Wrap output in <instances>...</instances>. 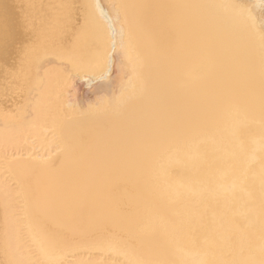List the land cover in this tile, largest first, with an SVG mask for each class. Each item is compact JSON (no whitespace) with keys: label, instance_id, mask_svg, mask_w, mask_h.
Segmentation results:
<instances>
[{"label":"bare ground","instance_id":"6f19581e","mask_svg":"<svg viewBox=\"0 0 264 264\" xmlns=\"http://www.w3.org/2000/svg\"><path fill=\"white\" fill-rule=\"evenodd\" d=\"M114 1L112 98L82 108L58 93L108 68L94 3L0 0V143L56 139L0 174V264H264L259 41L215 1Z\"/></svg>","mask_w":264,"mask_h":264},{"label":"rangeland","instance_id":"374dc122","mask_svg":"<svg viewBox=\"0 0 264 264\" xmlns=\"http://www.w3.org/2000/svg\"><path fill=\"white\" fill-rule=\"evenodd\" d=\"M90 1H91V4L94 3L92 8L94 9L93 11H96L95 13H97V15L99 17V21L103 18L102 21L105 23V26H106V27L104 26V28L107 31V34L110 38V50H109L110 60L108 62V68L105 71V73L102 75V77H100L96 80H93L92 82H88V83H86L82 79H78L77 77L73 76V78L69 79L70 81L73 80V82L72 81L68 82V84L71 83L70 84L71 86L68 84L65 85L69 89H67L65 87V89H67L65 92L61 91L58 93V96L60 97V99H63L67 105H69V106L70 105L71 106L80 105L82 108L98 106V104H99L100 100L103 98L104 94H106V97H108L109 99L112 98V92L114 89V87H113L114 73H113L112 66L117 61L118 56H120V48L116 42L117 37H118V36H116L117 31L114 29V26H115L114 21L115 20L112 18V13L115 10V1L114 0H90ZM213 1H215L214 4L216 2H218V4H220V7H222V9H223V7H225L224 11H226V12L229 11V12H231V14H233V12H236L235 14L237 16L239 15L238 21L241 20L239 23L242 22V26L243 27L245 26L244 29H246V27H247L248 30H245V31H249L248 33L252 34V36L255 35L253 37L254 38L256 37V39L259 41L260 46H261L260 47L261 48L260 53L264 57V0H211V2H213ZM209 2L210 1L208 0L207 3H209ZM218 4L216 3L215 5H218ZM218 7H219V5H218ZM231 10H234V11H231ZM236 15L235 16L233 15L232 17L233 18L236 17L235 19H238ZM95 16H96V14H95ZM242 17H243V20H242ZM102 21H100V22L104 25V23ZM244 21H245V23H244ZM112 22L114 25L111 24ZM246 22H248L249 23L248 25L252 28H250L247 25H243V24H247ZM252 31L254 34L252 33ZM75 78H77V79H75ZM68 86H70V87H68ZM28 104H25V105L30 107V103H28ZM26 108H28V107H26ZM26 108H25V110H26ZM27 110L29 112H26ZM27 110L23 114L24 115L23 117L24 118L26 117L24 119V122L30 121V119L32 117V110L29 108ZM25 120H27V121H25ZM12 126L13 125H11V127ZM2 127L3 128L8 127L10 129H12L14 126L12 128L10 127V125L4 127L2 122H0V128H2ZM22 131H24L25 133ZM22 131H21L22 133L17 132L14 135V139L17 138L15 140L16 143L14 142V145L10 144L11 146L9 147V145L6 146L5 144L0 143V174H2L1 179L3 178V180L1 182L4 183V185L7 184L9 187L7 185L6 186L8 187L9 190H11V189L16 190L17 186H16V183L13 181L11 175H9V173L7 171V168H6L7 164L6 163L10 162L13 159L14 160L28 159V157L32 158V159L34 157L39 158V159L40 158L45 159V158H48L50 155L55 154V152H56L54 150V148H55V141L54 140H56V139L54 137L55 135H54L52 129H50V130H49V128L42 129V132H43L42 138H48L47 142L45 143L46 145L45 144L42 145L41 143L39 144L38 139L36 137L34 138V136L32 134H30L31 131H27V129H24ZM44 132L45 133L47 132V134H45ZM19 133H20V135H18ZM26 133H28V134H26ZM19 141H22L23 143L19 142ZM17 142H18V144H17ZM17 199H19V198H17ZM15 203H16L15 204L16 207H18L19 205L22 204L21 200H17ZM19 203H21V204H19ZM19 208H20V206L18 208H16L17 209L16 211H18L16 213H19ZM21 228H22V235H23L22 236L23 245L25 244L28 250L31 248L30 249V255L32 256L33 262L39 263L41 261V257L39 258L38 256H40V255L38 254V252H36L35 247L31 244L32 243V242H30L31 239L25 233L23 227H21ZM25 236H27V237H25ZM25 240H26L27 244L25 243ZM71 260H72V257H70V256H68L66 259L67 262H70Z\"/></svg>","mask_w":264,"mask_h":264}]
</instances>
